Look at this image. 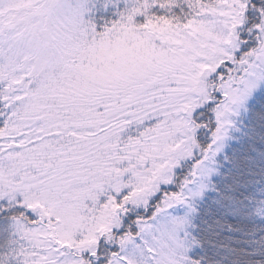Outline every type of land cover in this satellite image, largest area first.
Wrapping results in <instances>:
<instances>
[{
	"label": "snow or ice",
	"instance_id": "obj_1",
	"mask_svg": "<svg viewBox=\"0 0 264 264\" xmlns=\"http://www.w3.org/2000/svg\"><path fill=\"white\" fill-rule=\"evenodd\" d=\"M0 264H264V0H0Z\"/></svg>",
	"mask_w": 264,
	"mask_h": 264
}]
</instances>
